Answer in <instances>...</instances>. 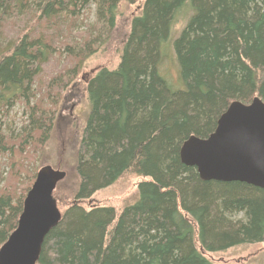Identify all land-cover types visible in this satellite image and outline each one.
Returning a JSON list of instances; mask_svg holds the SVG:
<instances>
[{
  "label": "trees",
  "instance_id": "16d2710c",
  "mask_svg": "<svg viewBox=\"0 0 264 264\" xmlns=\"http://www.w3.org/2000/svg\"><path fill=\"white\" fill-rule=\"evenodd\" d=\"M137 4L118 65L87 82L79 183L37 264H216L206 254L264 242V188L202 180L180 155L232 102L264 100V0H0V248L18 226L61 93L110 41L124 5ZM167 47L180 87L161 72ZM124 175L140 179L135 203L83 205Z\"/></svg>",
  "mask_w": 264,
  "mask_h": 264
},
{
  "label": "water",
  "instance_id": "95a60500",
  "mask_svg": "<svg viewBox=\"0 0 264 264\" xmlns=\"http://www.w3.org/2000/svg\"><path fill=\"white\" fill-rule=\"evenodd\" d=\"M182 162L202 180L243 182L264 188V100L234 101L207 138L189 137ZM66 172L41 168L24 200L18 226L0 248V264H37L47 234L62 218L54 197Z\"/></svg>",
  "mask_w": 264,
  "mask_h": 264
},
{
  "label": "rangeland",
  "instance_id": "374dc122",
  "mask_svg": "<svg viewBox=\"0 0 264 264\" xmlns=\"http://www.w3.org/2000/svg\"><path fill=\"white\" fill-rule=\"evenodd\" d=\"M139 10L138 4L131 7L124 5L110 41L85 61L77 78L73 79L72 84L61 93L50 139L44 149L40 150L34 157L35 161L31 163L33 169L48 166L54 170L66 172V177L57 184L54 192V197L62 213L65 211L66 206L74 200L79 183L75 165L77 147L90 110L87 82L98 68L114 69L118 65L123 42L130 30L131 18L138 14ZM94 12V9H92L89 15L90 23H94L96 20ZM182 15H185V12L178 14L175 29L181 27V22L184 19ZM82 30L84 32L85 28H82ZM165 53L161 72L171 84L180 87L178 66L173 52L167 47ZM47 80L48 78L44 81ZM23 117V106L21 105H16L10 112V118L15 119L14 126L16 129L21 127ZM4 167L3 175L6 179L9 165ZM139 181V178L132 175H124L110 187L96 192L90 199L85 200L83 205L85 207L114 206L117 209H122L138 200ZM206 255L216 264H264V242L238 245L222 252Z\"/></svg>",
  "mask_w": 264,
  "mask_h": 264
},
{
  "label": "bare ground",
  "instance_id": "6f19581e",
  "mask_svg": "<svg viewBox=\"0 0 264 264\" xmlns=\"http://www.w3.org/2000/svg\"><path fill=\"white\" fill-rule=\"evenodd\" d=\"M75 66H76V65H75ZM73 76H74V75H73ZM73 78H74V77H73ZM35 157H36V156H35ZM36 166H37V165H36ZM19 216H20V215H19ZM58 224H59V223H58ZM58 224H57V225H58ZM57 225H56V226H57ZM56 226H55V227H56ZM53 228H54V227H53ZM53 228H52V229H53ZM50 231H51V230H50ZM43 243H44V242H43ZM42 246H43V245H42ZM41 251H42V250H41ZM204 252H205V251H204ZM40 255H41V254H40Z\"/></svg>",
  "mask_w": 264,
  "mask_h": 264
}]
</instances>
